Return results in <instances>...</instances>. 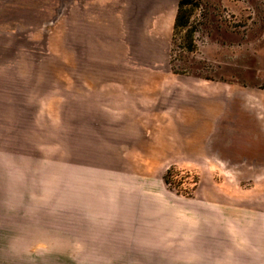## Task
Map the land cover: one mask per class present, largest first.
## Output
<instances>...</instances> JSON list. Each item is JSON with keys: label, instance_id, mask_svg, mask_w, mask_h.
<instances>
[{"label": "rangeland", "instance_id": "rangeland-1", "mask_svg": "<svg viewBox=\"0 0 264 264\" xmlns=\"http://www.w3.org/2000/svg\"><path fill=\"white\" fill-rule=\"evenodd\" d=\"M185 1L169 48L95 51L71 48L70 0H0V264L13 247L30 252L85 234H151L161 237L151 243L157 250L202 251L205 264L264 263V177L256 163H226L248 167L240 177H206L203 163L164 152L163 107L117 110L119 91L159 92L173 77L264 92V0ZM215 141L227 156L247 143L251 156L264 153L255 122L237 108ZM170 167L173 185L163 181ZM199 185L216 187L220 207L199 204ZM110 244L136 248L128 239Z\"/></svg>", "mask_w": 264, "mask_h": 264}, {"label": "crops", "instance_id": "crops-1", "mask_svg": "<svg viewBox=\"0 0 264 264\" xmlns=\"http://www.w3.org/2000/svg\"><path fill=\"white\" fill-rule=\"evenodd\" d=\"M178 1L70 0L69 20L71 43H73L71 48L102 51L113 49L119 44L128 50H151L159 48L160 43L163 48H169ZM148 94H151V99H144L149 97ZM118 98L119 112H131L137 105L144 107L145 111L158 112V107L165 109L167 140L163 150L166 155L172 156L174 161L203 163L201 166L206 171V177L216 172L240 177L243 176V172L249 170L248 167L245 171L229 168L226 163L253 162L256 163L254 167L257 165V176L264 177L263 152H255L256 155L251 156L250 143H247L240 146L242 152L235 157L227 156L222 153L215 141L223 117L232 108L242 110L253 119L264 138L263 91L245 86L231 88V85L221 81L201 77L181 79L173 77L172 81L167 83L165 90L145 93L119 91ZM163 99L165 104L161 106L158 102H162ZM136 111L135 109L134 112ZM207 163L210 165L208 166ZM215 190L216 187L213 186L199 185L195 189L199 192V204L206 207L208 202L209 208L214 210L220 207L216 205L219 200L212 196ZM253 201L254 199H247L242 202L249 206ZM58 238L56 240L58 244L38 245L35 246L37 247L35 251L27 252L26 249L19 250L20 246H17V249L13 247V256L7 257L6 264H126L127 257H165L172 260L171 263L205 264L204 261L198 260L206 255L202 251L157 250L156 245L151 243L161 240V237L151 234H135L128 237L85 234L71 236L75 239H71L69 243L75 242L73 244H66L68 240L61 239L65 237ZM126 238L135 243V249H126L125 244H110V241L124 242ZM208 254L216 256L215 252ZM190 258L197 260L189 261ZM210 263L221 262L210 261ZM251 264L264 263L257 261Z\"/></svg>", "mask_w": 264, "mask_h": 264}, {"label": "trees", "instance_id": "trees-1", "mask_svg": "<svg viewBox=\"0 0 264 264\" xmlns=\"http://www.w3.org/2000/svg\"><path fill=\"white\" fill-rule=\"evenodd\" d=\"M186 3L185 0H179L178 1V11H177V15H176V18H175V24H174V29L176 28V26L178 25V19H179V14H180V11H181V7ZM175 168L174 167H170L168 168L164 175H163V180L165 182V184H168V185H173L174 184V179H173V173H174V170Z\"/></svg>", "mask_w": 264, "mask_h": 264}]
</instances>
